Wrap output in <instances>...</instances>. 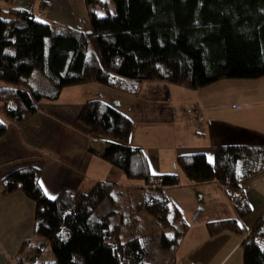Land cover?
Segmentation results:
<instances>
[{"label":"trees","instance_id":"1","mask_svg":"<svg viewBox=\"0 0 264 264\" xmlns=\"http://www.w3.org/2000/svg\"><path fill=\"white\" fill-rule=\"evenodd\" d=\"M90 30L49 23L34 13L10 8L0 18V111L21 124L37 115L43 100H58L64 88L98 83L137 95L146 81H166L198 90L225 78L264 76V0H84ZM105 7L106 15L94 9ZM79 121L98 136L115 140L104 152L90 149L128 179L142 180L141 201L132 211H146L163 232L160 244L171 252L166 264H176L175 250L189 229L165 188L181 182L176 173L154 174L141 148L128 141L133 121L95 99L87 101ZM7 127L0 121V137ZM177 162L195 183L218 181L229 192L241 216L251 211L241 183L264 172V146H216L213 160L206 154H181ZM41 170L25 166L4 180L3 194L23 192L35 203V239L24 245L16 264H37L47 248L54 264L147 263L151 245L147 236L123 241L119 224L109 214L97 216L106 201H119L121 185L98 182L85 193L63 189L47 196ZM123 216V215H122ZM215 235L224 230L243 233L236 219L209 222ZM264 218L242 242L243 264H264ZM30 252V256L25 254ZM42 264H49L42 262Z\"/></svg>","mask_w":264,"mask_h":264},{"label":"crops","instance_id":"2","mask_svg":"<svg viewBox=\"0 0 264 264\" xmlns=\"http://www.w3.org/2000/svg\"><path fill=\"white\" fill-rule=\"evenodd\" d=\"M10 8L32 12L49 23L90 30L84 0H0L1 19L9 18L6 11ZM259 80L263 81L264 76ZM9 87L0 81V89ZM183 87L166 81H146L139 93L131 97L130 103L126 92L102 84L71 86L62 90L58 100H43L39 113L20 125L0 111V121L7 127L0 137V264H16L23 255L24 245L36 238L35 203L21 191L8 195L2 192L4 180L12 171L25 166L39 168L41 185L51 199L63 189L87 193L98 182L127 183L128 178L121 169L90 150L104 152L115 141L93 134L79 121L84 104L95 99L117 110L120 105L124 107L122 113L133 121L128 145L143 150L152 173L180 176L178 186L165 188L171 203L189 225L178 246L176 264H204L200 258L217 251L216 236L221 234L209 235V222L236 219L243 228L241 236L238 235L232 246L220 254L219 264L235 250V253L240 251L256 219L264 218V172L241 183L251 205L250 213L241 216L220 182L190 181L177 158L181 154L196 153L213 158L215 147L221 145L264 146V88L255 93L254 100L242 99L240 104L221 101L212 105L201 102L202 89L184 87L189 89L184 91L187 89H181ZM184 93L191 99L181 100ZM114 96L121 98L117 100ZM188 109L202 111L205 121L203 123L201 117L200 123L194 124L190 131L188 128L183 131L186 128L183 113ZM205 240L210 246L201 244Z\"/></svg>","mask_w":264,"mask_h":264},{"label":"rangeland","instance_id":"3","mask_svg":"<svg viewBox=\"0 0 264 264\" xmlns=\"http://www.w3.org/2000/svg\"><path fill=\"white\" fill-rule=\"evenodd\" d=\"M104 1L109 2V8L111 11H113L114 5L111 3V0H104ZM94 9L98 12L100 16L106 15V10L104 6L99 4ZM259 79L260 78L221 79L217 82L209 84L208 86L200 88V90L202 89L203 91L201 92L202 94L200 96V100L201 102L205 104L211 103L212 105L216 104L217 102H221V101L230 102L231 104L232 102H234L235 104H240L242 99L254 100L255 93L258 91H262L264 88V80L260 81ZM181 89L184 90L187 88L183 87ZM184 91H189V89L184 90ZM126 94L129 96V98L127 97L128 101L130 99V103H131V97L134 95L129 94V93H126ZM120 98L116 97L117 100ZM185 99H191L189 94L186 95L184 93L183 95H181V100H185ZM116 101H115V104H117ZM123 106H126L125 101H123ZM121 107L122 106L120 105L119 109L121 110V112L122 111L125 112L124 107L123 109ZM209 110L210 112H212V109L209 108ZM234 113L236 114V111ZM183 114H182L184 117L183 122L185 124L184 127H186L185 129H183V131L184 130L187 131V128L190 131L192 127L194 126V124H196L197 122L200 123L199 121H201V117H202L203 123L205 121L204 120L205 116L202 113V111L198 112L194 110L191 111V109H188V111L184 110ZM211 114L214 115V111ZM232 116L234 115L231 114V117ZM212 117H216V116H212ZM208 159L209 161L213 160L212 156H210ZM121 186L123 188L119 189L118 192L122 197L119 198V200H121L125 205H121L119 201L114 202L112 200H106L97 209L95 214L97 216H103V215L109 214L111 224L112 225L119 224L121 228V239L123 241H126L133 236H142V235L147 236L150 241V245H151V254L147 258L146 262L150 263L152 261H158L159 264H166L171 259L170 257H171L172 251L168 249H164L161 246L160 244L161 235L163 232H166L167 234L172 235L174 233L173 230L170 231L168 229H164L158 226L156 221L146 211H137V210L132 211L131 210L130 204L141 201V195H140L141 189L140 188L144 186V181L128 179L127 183L126 184L122 183ZM189 191L190 189H188V192ZM262 191H264V188H262ZM259 218L256 219L255 223L259 220ZM208 234L210 235L209 232ZM218 234H221V235H218V236L213 235V236L218 237L217 244H216L217 245L216 247L218 249L211 256L206 255V257L200 258L201 262H203L204 264H219L220 254L225 253L224 251H227V249L232 246L233 242L236 240V238H238V235L241 236L239 233L234 232L232 230H224ZM206 240L201 243L202 245L204 244V247L209 245L206 242ZM258 242L261 245H264V241L258 240ZM177 250L178 248H176L175 253L177 252ZM235 251L232 252L222 264H243V250L241 249L237 253H235ZM175 261H176V258H175ZM42 262H46L49 264H54L56 262L54 253L52 252L50 248H47L44 251L40 259L38 260L37 264H42Z\"/></svg>","mask_w":264,"mask_h":264},{"label":"snow or ice","instance_id":"4","mask_svg":"<svg viewBox=\"0 0 264 264\" xmlns=\"http://www.w3.org/2000/svg\"><path fill=\"white\" fill-rule=\"evenodd\" d=\"M53 199H55V197H52Z\"/></svg>","mask_w":264,"mask_h":264}]
</instances>
